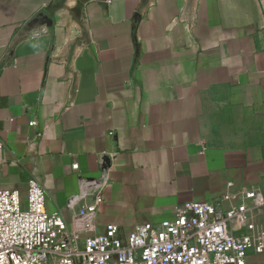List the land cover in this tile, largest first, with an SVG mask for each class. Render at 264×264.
<instances>
[{
  "label": "crops",
  "instance_id": "crops-1",
  "mask_svg": "<svg viewBox=\"0 0 264 264\" xmlns=\"http://www.w3.org/2000/svg\"><path fill=\"white\" fill-rule=\"evenodd\" d=\"M0 140V186L25 204L36 179L68 226L109 156L94 232L264 191V0H0Z\"/></svg>",
  "mask_w": 264,
  "mask_h": 264
},
{
  "label": "built area",
  "instance_id": "built-area-1",
  "mask_svg": "<svg viewBox=\"0 0 264 264\" xmlns=\"http://www.w3.org/2000/svg\"><path fill=\"white\" fill-rule=\"evenodd\" d=\"M43 15L37 26L52 25ZM109 158L103 155L97 177L78 176V193L68 205L80 202V207L70 226L59 211H46L44 190L36 179L26 182L23 210L18 190L0 186V264H245L247 253L264 251V227L251 221L253 211L264 207L260 187L226 193L216 201L180 204L171 218L139 223L124 234L115 224L94 232L110 182ZM221 201L231 204L223 210ZM233 220L244 225L243 233L231 231Z\"/></svg>",
  "mask_w": 264,
  "mask_h": 264
},
{
  "label": "water",
  "instance_id": "water-1",
  "mask_svg": "<svg viewBox=\"0 0 264 264\" xmlns=\"http://www.w3.org/2000/svg\"><path fill=\"white\" fill-rule=\"evenodd\" d=\"M44 13H38L35 17H33L32 19H31V21L29 22L30 24H34V23H37V21H38V17H42V16H44L43 15ZM48 18V17H47ZM50 19V18H49Z\"/></svg>",
  "mask_w": 264,
  "mask_h": 264
},
{
  "label": "rangeland",
  "instance_id": "rangeland-1",
  "mask_svg": "<svg viewBox=\"0 0 264 264\" xmlns=\"http://www.w3.org/2000/svg\"><path fill=\"white\" fill-rule=\"evenodd\" d=\"M24 208H25V204H22V203H21V204H20V209L23 210Z\"/></svg>",
  "mask_w": 264,
  "mask_h": 264
}]
</instances>
